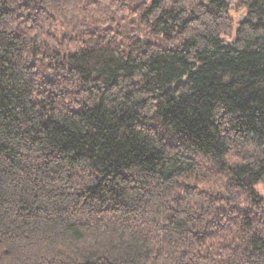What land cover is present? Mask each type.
<instances>
[{"label": "trees", "instance_id": "1", "mask_svg": "<svg viewBox=\"0 0 264 264\" xmlns=\"http://www.w3.org/2000/svg\"><path fill=\"white\" fill-rule=\"evenodd\" d=\"M230 1L0 0V264H264V0Z\"/></svg>", "mask_w": 264, "mask_h": 264}, {"label": "rangeland", "instance_id": "2", "mask_svg": "<svg viewBox=\"0 0 264 264\" xmlns=\"http://www.w3.org/2000/svg\"><path fill=\"white\" fill-rule=\"evenodd\" d=\"M230 5H231V9H230V15L232 18V24H231V30H232V34L236 31V29L238 28V23L241 19V17L244 15V10L243 9H235V1L232 0V2L230 1ZM228 40H231V37L227 38ZM256 192L264 198V183L260 182L256 185L255 187Z\"/></svg>", "mask_w": 264, "mask_h": 264}]
</instances>
